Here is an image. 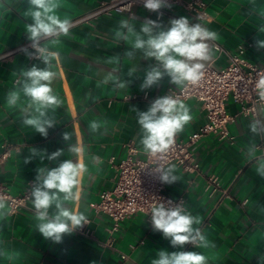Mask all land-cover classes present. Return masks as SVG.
Instances as JSON below:
<instances>
[{
	"label": "crops",
	"instance_id": "0c3cea01",
	"mask_svg": "<svg viewBox=\"0 0 264 264\" xmlns=\"http://www.w3.org/2000/svg\"><path fill=\"white\" fill-rule=\"evenodd\" d=\"M100 1L105 0H58L56 14L70 20ZM202 1L206 3L204 19H194L186 11L169 6L160 10L163 15L159 20L167 27L171 19L185 16L191 23H200L215 32L216 39L209 42L215 56L207 65L226 66L238 46L247 43L252 46L247 48L245 58L264 64V48L255 46L256 40H264L260 32L264 28V0ZM29 7L28 0H0V55L29 41L27 26L32 19L25 15ZM129 16L135 17L132 22L137 31L146 18L158 19L156 12L138 6L130 14L102 15L91 25H78L66 36L41 42V46L58 53L52 62L57 73L52 87L62 101L58 108L47 110V118L55 121L47 137L23 124L25 116L39 113L23 94L22 72L33 65L43 68L42 60L29 61L25 48L0 59V155L8 150L0 165V181L11 195L17 196L27 182L35 183L38 168L50 169L71 160L80 167L79 184L74 189L76 199L65 202V206L84 213L88 219L82 228L65 234L62 243H54L39 233L36 213L27 209L10 213L6 202L0 201V264H152L160 249L200 252L206 256L207 264H264V177L257 173L264 159L250 162L264 157V128L253 133L249 127L254 120L264 118L261 110L255 117L238 115L229 123L232 142L206 136L193 145L197 171L182 172L168 165L174 166L179 180L165 184V193L173 198L184 197L185 209L200 220L196 227L212 246L189 244L184 249H173L140 213L129 216L113 231L110 218L93 208L100 192L114 187L117 165L128 151L131 149L135 157L143 156V130L133 108L146 111L156 98L180 88L165 77L158 86L141 90L146 71L156 62L133 49L134 36L129 35L127 40L115 38L119 21ZM129 51L135 52L134 57L126 55ZM109 75L111 78L104 83ZM120 82H126V87L119 88ZM13 91L19 93V100L11 105L8 95ZM180 102L190 108L192 117L177 134L185 140L205 122V113L195 100ZM226 110L236 114L239 106L229 99ZM93 121L99 125L95 132L90 129ZM65 132L70 133L67 141L63 139ZM32 148L48 154L62 149L63 153L55 160L34 158L26 164ZM209 175L218 178L228 198H222L219 192L209 195L204 191ZM28 206L33 208L32 196ZM49 212L55 214V207Z\"/></svg>",
	"mask_w": 264,
	"mask_h": 264
},
{
	"label": "clouds",
	"instance_id": "9594fccd",
	"mask_svg": "<svg viewBox=\"0 0 264 264\" xmlns=\"http://www.w3.org/2000/svg\"><path fill=\"white\" fill-rule=\"evenodd\" d=\"M28 4L30 7L25 15L31 17L32 23L27 26V33L34 52H28L27 49L25 52L29 56L38 55L45 66L41 68L33 65L22 72L23 94L31 99L39 113L38 116H25L23 124L47 137L49 129L55 126V121L47 118V110L58 108L62 101L52 87L57 75L52 62L58 53L47 46H41V41L45 38L58 39L60 35H68L70 22L67 19L62 20L56 14L59 8L58 0H28ZM144 7L150 12H156L158 19L146 18L140 23L137 31L132 22L135 17L129 16L119 21L114 33L116 39L127 40L129 35L134 36L133 49L141 50L145 57L156 62L146 71L140 85L141 90L158 86L165 77L176 87L198 85L205 75L207 63L214 59L215 53L209 42L215 40L217 34L200 23H191L185 16L173 18L169 21V26H163L159 20L163 15L160 10L169 7L168 0H144ZM122 30H126V33ZM260 32L264 33V28H261ZM255 46L258 49L264 48V40H256ZM126 55L131 58L135 52L129 51ZM110 78V75L105 77L104 83ZM118 87L125 88L126 82H120ZM256 91L259 99L264 101V76L258 78ZM18 100V92L9 93V104L14 105ZM133 110L137 112V123L143 130L140 143L143 150L151 156L166 153L174 144L175 136L183 131L192 118L190 108L170 95L156 98L146 111L135 108ZM261 111L264 112V109ZM98 127L95 121L90 124L93 132ZM249 127L253 133L258 132L260 128H264V118L254 120ZM63 139L69 140L70 133H63ZM71 150L76 151L75 148ZM62 153V149L48 154L46 150L32 148L25 163L34 158L41 161L45 158L55 160ZM260 159L264 157H256L250 162ZM152 171L162 183L172 184L179 180L174 166L158 165ZM257 173L264 177V166L258 167ZM79 176L80 167L71 160H65L50 169L45 167L37 169L31 196L38 221L37 229L46 240L62 243L65 234H72L88 223L84 213L65 206V202L76 199L74 189L79 184ZM2 206L0 202V207ZM53 207L56 212L50 214L49 210ZM151 223L153 230L161 232L173 249H184L189 244L201 248L212 246L201 229L196 227L200 220L181 204L157 202L151 208ZM152 264H207V258L196 251L169 252L160 249Z\"/></svg>",
	"mask_w": 264,
	"mask_h": 264
},
{
	"label": "built area",
	"instance_id": "2783aa9c",
	"mask_svg": "<svg viewBox=\"0 0 264 264\" xmlns=\"http://www.w3.org/2000/svg\"><path fill=\"white\" fill-rule=\"evenodd\" d=\"M168 4L186 11L194 19H204L207 14L206 3L202 0H168ZM138 6H144V0L100 1L91 10L68 20L69 29L81 24L91 25L102 15L130 14ZM46 39L49 38L44 40ZM251 46V43L240 44L236 53L228 57L227 65L224 67L206 65L205 75L198 85H188L165 93L179 101L195 100L198 102L205 113V122L185 140L176 135L174 144L164 154L151 156L144 151L143 156L138 158L131 149L128 151L126 158L117 165L114 187L111 190L100 192L99 200L92 205L96 212L110 218L113 231L118 230L126 218L136 213L145 215L151 222V208L157 202L181 204L185 208L184 197L173 198L166 194L165 183L160 182L152 170L158 165H175L182 172L197 171L198 164L191 150L193 145L206 136L232 142L234 137L229 133V123L233 122L238 115L255 117L259 110L264 109V101L259 99L256 91L258 78L264 76V64H254L245 58L246 50ZM24 48H29L34 52L31 42L28 41L21 47L0 55V59ZM35 59L40 58L38 55H28L29 61ZM144 97H147V94ZM229 99L239 106L236 114H230L226 110V102ZM7 152L8 150L0 155V165L6 159ZM34 186L35 183L29 181L24 191L14 196L0 181V201L6 202L10 213H15L19 209H27L35 214L34 207L28 206ZM204 191L209 195L219 192L222 198L229 197L228 191L220 187L218 178L214 175L206 178ZM78 231L85 233L83 229Z\"/></svg>",
	"mask_w": 264,
	"mask_h": 264
}]
</instances>
